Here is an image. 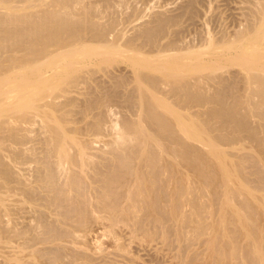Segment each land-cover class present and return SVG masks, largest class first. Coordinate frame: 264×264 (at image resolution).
<instances>
[{"label": "bare ground", "instance_id": "bare-ground-1", "mask_svg": "<svg viewBox=\"0 0 264 264\" xmlns=\"http://www.w3.org/2000/svg\"><path fill=\"white\" fill-rule=\"evenodd\" d=\"M92 1L0 0V148L6 147L9 151L8 158L10 156L14 160H19L26 152V149L23 147L24 152L19 145L28 143L26 140L31 136L29 133L35 131L37 124L38 127L42 126L45 133L43 140L41 139L44 144L43 164L39 169L37 168L41 183L38 186L37 179L38 187L26 185L25 182L23 187L14 188L21 190L20 192L30 196L29 198L39 195V188H44L46 192L50 191V195L43 196V199L51 205L60 207V212L65 219L69 220L68 223L70 220L76 222L77 224L74 225L86 231V237L88 236L91 241H94L97 236L95 229L98 230L103 222L110 223L109 229L119 225L137 227L145 221L150 222L149 225H153L155 229H166L169 223H174L178 235L183 236L187 230L197 235L204 230L199 220L202 218L201 213L210 212L205 211L209 204L205 205L200 201L201 194L207 193L208 198L213 201L221 200L222 207L230 210L229 214L228 210L223 216L221 213L220 224L235 222V228L240 232L238 236L243 240L247 239L245 240L247 256L243 253L245 255L243 257L248 259L249 263H247L264 264V226L260 222L264 219V204L255 202L251 192L241 187L235 173V169L238 171L244 163L249 162L248 158L244 157L240 164L235 161L237 164L235 167L236 164L228 161L223 151L219 150L220 148L217 149L219 144H216L218 141L221 143L231 141L233 136L228 133L220 134L217 131L218 134L212 137L208 134L207 126L211 119L207 122L202 120L191 123L187 114L188 108L192 106L201 107L214 103L216 106L211 108V114L221 119L223 130L233 125L237 131L253 135L258 143L264 146V137L250 128L248 121L250 116H259L256 112L259 113L264 105V0H257L259 3L256 4L258 7L254 13V20L249 22L245 29L237 31L233 38L217 42L208 37L207 40L210 42L199 46L187 45L178 35L179 27L187 11L190 15L192 12L193 15L194 10H197L195 9L197 0H188L180 8L181 11L175 14H165L162 10L154 11L150 19L147 21L145 19V22H142L143 24L139 25L134 34L129 37L123 30L121 31L122 28L118 29L119 21L115 22L107 15L106 7L110 4L107 0H104L105 3H101L102 0L99 3ZM209 47H213V51L208 54L210 60H207L208 64H206L198 56L202 55L201 51L207 48L209 50ZM145 48L148 49L150 56H147ZM117 58H125L130 62L132 80L128 82L121 75H112L111 81L106 84L103 78L96 76L97 70L93 66L96 68L98 64ZM225 58L239 63L243 67L247 80V94L235 96L230 104L225 102L224 93L227 87L224 85L223 78L213 77L212 71L206 72L210 69L207 65L211 62ZM193 59H198L199 61L196 60L198 64ZM214 62L211 64L215 66L217 63ZM91 82H94V85ZM207 82H218L220 89L213 94H208L207 86H205ZM83 85L86 91L81 93ZM125 87L127 90L131 87L125 101L132 108L134 107L136 119L124 122L127 131L117 136V141L113 142L114 146L113 143L111 144L113 148L110 146L111 151H108V156L92 161L93 158L91 157L92 160H90V154L87 155V148L80 141L81 139L72 135L73 132L76 134L78 129L80 131V128L75 125V128L73 125H71L72 128L69 126L73 124L74 115L65 107L69 105V102L71 106L73 99L75 101V97H79H71L69 94L73 95L76 92L77 95L79 92V96L81 94L85 96L82 104L80 102V119L74 120V123L83 120L86 122L84 131L100 134L104 124V111L123 99L121 92ZM158 93L166 97H160ZM256 97L258 101H255ZM76 104L72 106L76 107ZM95 110L98 113L94 114ZM217 130L223 131L221 128ZM191 140L198 144L192 143ZM199 143L208 149H203ZM71 147L76 148V154L71 153ZM2 157L0 152V165H2ZM53 157L61 164H58ZM251 158L253 160V157ZM87 161L92 169V172L89 169L90 175L87 173L90 167L87 166L86 169L84 164L86 162L87 165ZM62 162L68 163L69 167L77 166L78 168L80 165L79 169L85 171L86 175L74 167L76 170L70 172L72 176L69 175V181H64L65 184L62 183L60 186L56 176L60 172L59 169L57 172L58 165H63ZM6 166L0 168V175L6 177L15 175L13 170ZM254 173L259 185L264 187V169L257 165L254 167ZM87 174L92 184L96 186L91 187L89 184L91 181L87 182L89 181ZM16 176L14 177L17 179L18 176ZM19 179L15 181L18 182ZM20 183H22L21 179ZM87 186L96 187L93 190V196L92 193L89 196L88 191L91 192V190H88ZM74 190L78 192L75 194L78 197L72 194ZM190 193L192 194V196L189 195L192 198L191 204L198 209L196 210L198 215L200 213L199 219L193 217L190 214L192 212L186 213L187 197ZM91 196L94 202L90 199ZM4 198L0 195L1 203L5 201ZM91 201L103 215L95 213ZM232 201H236L235 206L231 203ZM213 208L211 207V210ZM215 208L213 213L216 211ZM101 211L98 212L101 213ZM213 213L211 217L216 215L215 213L212 216ZM43 215L40 218L41 227L44 228V232L41 231L42 235L45 233L48 237L49 235L65 237L71 234L65 229H59L58 222L57 226L53 223L55 221L46 222ZM218 223L212 225L214 232L211 237H215ZM173 227L174 225H170L166 231ZM113 229L116 228L113 227ZM136 229L138 230L139 227ZM147 229L149 231L150 228ZM111 233L113 235L114 231ZM235 233L237 235V232ZM37 234L40 233L37 232ZM217 235H219L218 232ZM240 241L242 242L239 239L238 242ZM216 242L215 239L211 242L209 240L211 246L214 243L217 245ZM231 242L236 243L232 239ZM227 243L228 241L225 242V246L223 245L224 250L220 249L222 251L217 257L211 256V258L216 257L212 259L213 262L218 263L221 257H229L234 263L236 258L234 254L237 250L232 254L226 246ZM235 245L238 246V244ZM55 247L53 253L57 258L68 253L69 246L57 247L56 245ZM237 249L239 252L240 249ZM73 250L78 252L77 255L82 254L77 248ZM210 252L209 255L212 254V251ZM22 254H24L23 251ZM22 259L20 257L10 259L12 262L8 264H20L19 261ZM227 260L230 261L226 258V262ZM238 260L240 263L241 260Z\"/></svg>", "mask_w": 264, "mask_h": 264}, {"label": "rangeland", "instance_id": "rangeland-1", "mask_svg": "<svg viewBox=\"0 0 264 264\" xmlns=\"http://www.w3.org/2000/svg\"><path fill=\"white\" fill-rule=\"evenodd\" d=\"M93 1H92L93 3H95L96 1H98L97 3H99L100 0H93ZM107 1L106 2L109 4V6L107 7L105 6L107 8V15L111 17L110 18L111 20L113 21L115 20V22L119 21L117 22L119 24L118 29L122 28L121 31L123 30V32H125V35L127 34L126 36L129 37V35L131 36L132 34H134L135 29H137L139 25L145 22V19L146 21L147 19H150V16L155 13L154 11L157 12L158 10L159 11L162 10L163 12H165V14H175V13H178V11L179 12L181 11L180 8L182 7V5H185V3H187L188 0H110V1L107 0ZM258 1L257 0H197L196 5H195L196 6L195 9L197 10H194L195 13L193 12V15H192V12L190 15V12L187 11V13L183 17V20H182L183 23L179 27L180 33L178 35L181 36V39H184L187 45L189 44V45H196V46L202 45L203 43L206 45V42L209 41L207 40L208 37H210L209 38L210 40H212L211 38H213L212 41L217 40V42L218 40L224 41V39L225 40L231 39L235 36V33L237 31H241L242 29H245L246 26H248V24H250L251 21L254 20V15H255L254 13L256 12V9L258 7L257 6L259 3ZM101 3H105V1L102 0ZM123 26H125V28ZM212 48L213 47H211L209 50L207 48L206 50L200 52L202 55L198 57H201L200 60L203 63L204 62L206 63L207 60H210L209 59L210 55L208 56V54L212 53L213 51ZM144 50L148 53L147 56H150L148 49L145 48ZM200 53L198 55H200ZM226 53L228 54V51ZM196 60L195 62L197 63L199 60L198 61ZM213 62L211 63L213 64ZM232 62L230 60L228 61L226 58L222 60H218L217 62H214V63H217L215 64V66L212 65L211 63L207 65V67L209 66L208 68H210L211 70L209 69L206 71L207 73L212 71L211 75H213V77L220 76L221 77L220 79L223 78L222 80L224 82V85L227 87L226 92L224 93L225 102L227 104L232 103V100L235 98V96H244V94H247V91H246V85H247L246 81L247 80H246V74L243 70V67L239 63H235V62L232 63ZM196 63H194V65L198 64ZM210 66H213V67L211 68ZM93 67L95 70H97L96 76L101 79L103 78V81H105L106 84H108L111 81L112 75H121L122 77H125L128 82L132 80V78L130 77L132 73V66L130 65V62H128V60L125 58H117L115 60H112L104 64H100V65L98 64L96 68L95 66ZM106 73L109 74V76ZM216 83L215 82L206 83L205 85L207 86L206 92L208 94H213L214 91H217L220 89L218 85L219 83L218 82ZM91 84L94 85V82H91ZM83 89H84V85L82 86L81 93L83 91H86V89L84 90ZM130 89L131 87H128V90ZM128 90H127V87H125L121 92L123 99H121L120 102L115 103L113 106H111V108H108L104 111V114H103L104 124H103V128L100 130V134L89 132V131H84L83 128L86 122L83 120H81V122H77L76 123L77 125L74 123V120L78 121L80 119L81 114L79 115V112H80L79 110H80V106L82 102L84 101L83 99H85V96L82 94L79 96L80 94L79 92H78L79 94L77 93V95H76V92H74L75 95L74 93L73 95L72 93L69 94L71 95V97H75V96L79 97V98L75 97V101L73 99V101L71 102L73 104H71V106L69 102V105L66 106L67 108L65 107L66 110L72 111L74 115V117L72 116L73 124L71 123L69 126L72 128L75 125L76 127L80 128V131H78L79 129L77 130V132L79 133L76 132L75 134L73 132L72 135L79 140L81 139L80 141L84 143V145L87 148L86 150V152H88L87 155L90 154L89 155L90 160H92V158H93L92 161L96 160V158H98L97 160H99L100 157L108 156V153L111 151L110 146L113 142L115 143V141H117L118 139L117 136L120 133L127 131V128L125 127L124 122L126 120H133L135 118L134 107L132 108V106H130L125 101V98L128 95ZM158 95L160 97H166V95H163V94L158 93ZM70 99L72 100V98ZM254 99L255 101H258L257 97ZM61 100H64V99L61 98ZM76 103H78V105ZM74 104H76L77 106L76 107L72 106ZM215 106L216 105L214 103L205 104L204 106H201V107L192 106L188 108L187 114L190 118L191 123H198V122H201L202 120L203 121L205 120L204 122H207L208 119H211V121L210 120L208 121L210 123H208L207 126L209 129L208 134L211 135L212 137L218 134L217 131L220 134L228 133V135L233 136V140L231 141H227V142L222 141V143L218 141L216 143V144H219V146H217L218 147L217 149L220 148L219 150L223 151L226 159L234 165L236 164L235 161L238 164H240L244 157L248 158L249 160L248 163H244L238 171L237 169H235L237 180L240 183L242 188L251 192V194L255 197V202L264 204L262 203L264 201V187L259 185L256 179V175L254 173V167L257 165H260L264 169V161H263L264 160V146L258 143L257 139L253 135L249 133L237 131L236 127H234L233 125H231L230 127H225V129L223 130L222 128L224 127L222 126L221 119L219 117H214L211 114L212 113L211 108L213 109V107ZM227 108H229L228 105H227ZM93 112H95L94 114L98 113L97 110ZM256 114H258L259 116L253 115V116H250V118L248 119L249 126L250 128L257 131V133L261 137H264V105L259 111V113L256 112ZM89 119L90 118H88V120ZM211 126L213 127L214 130L210 129L212 128ZM36 127L37 128H35V131L33 130L34 133L33 132L29 133L31 136L27 140L30 139L31 141L29 142L26 140V142H28L27 144L25 142L26 145H24V143H23V146L22 144L19 145L22 150H23V147L26 149L25 150L26 152L23 150L25 153L24 155H22L23 157H21L19 160L17 159L14 160V158L12 159L10 156L8 158L9 151L6 149V147L5 149L0 148V152H2V156H3L2 165H0V168L2 169L4 167H7L6 165H8L9 168H11V170H13L15 174L11 177L0 175V195L5 197L4 198L5 201L2 203L0 202V264L11 263L12 261L10 259H13V258L15 259L19 257L20 259L23 258L22 260H20L21 262L19 261L20 264H32V263L34 264H72V263L73 264H95V263L96 264H198V263L204 264L206 261L209 263L211 262L210 264H214V262L216 261L213 262L212 259H216L217 255L222 251L220 250L221 248L224 250L226 241H228L227 243L228 245L226 246L230 249L232 254H234L236 250L238 252L237 248H239L240 250L238 253L236 252V254H234V256H236V258L234 259V263L229 257H226L227 259L230 260V261L227 260L228 262H226V258L221 257V259L218 261L219 264H226V263L227 264H248L249 263L248 259L244 258L245 255L243 254L245 252L247 253L248 251L246 244H245L246 243L245 240L247 239L244 238L243 240L242 237L240 238L238 236L240 232L239 230H236L235 228L236 224L234 221H233L234 223L232 222L230 223L233 225H230L229 223L225 224L226 226L220 224V218L223 215H225L228 208L226 209L222 207L221 200L213 201L211 198H208L209 195L207 193H204V195L200 193L201 194L200 201L203 202V204L205 205L209 204L208 208L205 211H210V212L201 213L202 218L200 219H199L200 213L198 215V212H197L198 209L195 208L193 204H191L190 199L192 198L189 195L192 196V194L191 193L188 194V197H187V208H186L187 212L186 213L188 214L189 212H192V213L197 212L196 214H192V213L190 214L193 215V217H196V218L198 217V219L201 220L200 224L202 225L204 230L201 231L202 234L201 232L199 233L200 235L199 234L194 235L191 231L187 230V232L184 233L183 236H180L178 235V231L176 230L174 223L168 224L166 229L170 227V225L171 226L174 225L173 228H169L170 230L168 229L169 230L168 232V230L166 231L165 228L155 229L153 225L152 226L149 225L150 222L148 221L147 222L145 221L144 223L145 225L140 224V226L142 225L141 227L137 226L139 227L138 230L136 229L137 227L133 225L132 227L134 229H132L131 225L129 227L127 225L125 226L121 225L123 227L119 225L121 228L119 226L117 227L113 226L116 229H113V227H111L113 230H110L111 229V228L109 229L110 223L108 224L107 222H103L101 223V225L104 226L103 228L105 230L103 228L101 229L102 226H99L100 228L98 227L99 228L98 230L95 229V235L97 236L95 237L94 241H91L88 236L86 237L87 235L86 231L84 232V230L79 228L78 225L76 226L74 225V224H77L76 222L74 223L72 221L73 222L72 223L70 220V222L68 223L69 220L65 219L62 212H60L61 211L60 207L58 208V206L56 205L57 206L56 208V206H54L53 204L51 205L50 203L46 202L43 199V196L50 195V191L46 192L44 188H39L41 190L39 191L38 189V193H40L39 195L41 196L39 197V195H36L34 198L33 197L29 198L30 196L26 195L24 192H22L23 193L22 194L20 192L21 190H18L19 187L20 188L23 187V185H25L26 183H27L26 185L29 184L32 187H38L39 184L41 183L39 181L40 178L38 175L39 173L37 174V171L43 164L42 158L44 155V144L42 140H43L45 133H44V129L42 128V126L38 127V124H37ZM220 128L223 131L220 132V130H217ZM211 131L212 133H210ZM191 142L195 143L194 140H191ZM114 143L112 144L113 146H114ZM113 146L111 147L113 148ZM199 146H201L200 143H199ZM201 147L203 149L205 148L208 149L207 147H204L203 145ZM73 148L71 147L70 151L71 153L75 152L76 154L77 150L75 151L76 148L74 149ZM3 152L5 155L3 154ZM251 157H253V160ZM56 160L58 162V159ZM88 161H87V165H86V162H84L86 169L90 167V165H88L89 163ZM251 163H254V164H251ZM58 164H61V163L58 162ZM62 164L63 165H58L59 167L57 168V172L59 171L60 172H59V175L56 176V178L58 179L57 180L58 184H60V186H62V183L63 185L65 184L64 181L65 182L69 181L68 178L70 179V176H72V173L70 172L75 171L77 168V166H74L76 167L74 168L70 165L74 169V170H71L72 168L69 167L68 163L62 162ZM85 166L83 167L85 168ZM236 166L237 164L235 165V167ZM79 167L77 169L79 171H82L80 170L81 168L79 169ZM86 169H83V170H86ZM89 169L92 172L91 167L88 168V172L87 171L86 172L90 175L91 172L89 173ZM82 172L84 173L85 171H82ZM88 174L87 176L89 178L90 176ZM84 175H86V173H84ZM14 176H16L17 179L20 178L22 183H20V179L18 180V182L15 181L17 179ZM37 179H38V183L36 181ZM90 179L91 178H89V181L87 180V182L91 181L89 183L91 187L96 186V184L94 183L92 184V180ZM36 183L38 184V186ZM14 187H17L18 189ZM87 189L91 190V192L88 191L89 196L91 193H92L91 195L93 196L94 195L93 190L96 189V187L90 188V186H87ZM76 192L77 191L74 190L72 194L75 197H78V195L77 196L75 195ZM205 195L206 196L208 195V196L206 197ZM92 196L90 197V199L91 200L93 199L92 201L94 202V198ZM93 202L91 203V206ZM231 203L234 206L236 205V201H232ZM215 204H217L218 206H216ZM190 206L191 207L193 206V207L191 208ZM211 207L212 208L216 207L215 208L216 215L215 213H213L214 208L211 210ZM93 208H94L95 213L97 212L96 213L97 215L102 214V211L98 210L95 207V205ZM95 208L97 211L95 210ZM98 211H101V213ZM229 211L230 210L227 211L228 214H229ZM41 213L44 214L42 215L45 218L46 222L50 223L52 221H55L53 223H55L56 226L59 223L58 225L60 226L59 229L62 228L61 230L65 229L66 231H69V233L73 234L74 237L71 234L65 235V237L64 236L61 237L60 235L59 237L57 236L58 238L55 236L53 237L51 235H49L50 237H48V235H45V233L42 235L41 231H43L44 228H42L40 224L41 223L40 218L42 216ZM211 213H213L212 216L214 215L215 216L211 217ZM221 213H222V216H221ZM217 216H218V219H217ZM262 220L263 221H260V222L264 226V219ZM104 221H107V220H104ZM28 222H30L32 225ZM216 222H219L218 223L219 225L216 226L217 229H216L215 237H211V235H213V232H214L212 225L214 223L216 224ZM146 223L148 226L146 225ZM209 223H211V225ZM228 224L230 227L228 226ZM152 227H154L152 229L154 232H152L151 230ZM208 227H209V230H208ZM219 227L222 229L221 231ZM11 228L13 229L12 232H11ZM147 228H150L149 229L150 232L147 231L148 230ZM14 229H15V232H14ZM106 229L109 231H107ZM161 229H163L162 232H161ZM171 229L173 230L171 231ZM16 230L18 231L17 233H19V235L16 233ZM132 230L133 232H131ZM113 231H114V234L113 235L112 233L110 234V232H113ZM144 231L149 232V233H146ZM234 231L237 232V235ZM37 232H39L41 235L40 234L38 235ZM157 232H159L161 235ZM163 232L167 234L164 235L165 233ZM217 232L219 235H217ZM151 233H153L154 236L151 235ZM149 234L151 235V237ZM35 235H37V237ZM180 237L182 239H180ZM237 237L238 239H236ZM225 238H226V241H225ZM208 239L210 240V242L214 241V239H215V242L218 239L219 240L221 239V240L220 241L218 240L216 242L217 245L214 243L211 246V243H209ZM231 239L233 240V242H236V243H232ZM239 239L242 240V242L240 241L239 243L238 242ZM221 242H222V245H221ZM235 244H238V246ZM56 245L57 247L59 245H61L62 247L69 246L68 247L69 250L67 248L68 253L66 252L67 256L65 255L60 258L55 257V254L53 252H54V249L56 248L55 247ZM243 247H246V249H243ZM75 248L79 249L82 252V254H80L81 257L80 255H77L78 252L76 251L74 252L73 249ZM22 251L24 254H22ZM210 251H212L211 255H209L211 253ZM25 253L28 255H26ZM17 254L20 256L18 257ZM13 255H15L16 257L15 256L13 257ZM238 255L239 256L241 255V256L239 257ZM211 256L213 257L216 256V257L211 258ZM6 258H9V259L7 260ZM135 258H138V259H135ZM238 259H240L242 263L241 261L239 263ZM218 263L216 262L215 264H218Z\"/></svg>", "mask_w": 264, "mask_h": 264}]
</instances>
